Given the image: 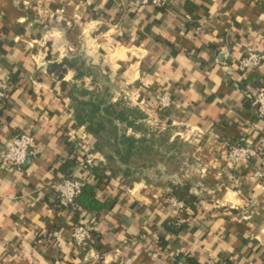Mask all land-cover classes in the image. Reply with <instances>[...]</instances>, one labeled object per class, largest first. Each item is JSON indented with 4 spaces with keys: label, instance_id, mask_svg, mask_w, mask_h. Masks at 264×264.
Masks as SVG:
<instances>
[{
    "label": "crops",
    "instance_id": "crops-1",
    "mask_svg": "<svg viewBox=\"0 0 264 264\" xmlns=\"http://www.w3.org/2000/svg\"><path fill=\"white\" fill-rule=\"evenodd\" d=\"M249 48L264 54V0H170L162 9L129 0H0V81L9 85L0 158L14 136H34L22 171L0 159V264H264V176L255 177L264 175V119L251 105L264 67L238 71ZM64 61L86 71L78 79L69 69L64 82L110 86V102L125 99L151 128L169 131V143L184 150L176 154L181 167L133 179L122 167L112 176L76 123L69 90L50 74ZM163 96L171 106L160 111ZM241 141L263 154L230 165L229 147ZM70 160L80 162L73 177L109 208L59 211L57 171ZM96 165L107 168L104 178L94 179ZM170 183L194 198V209L170 194ZM75 223L93 229L81 251L71 239Z\"/></svg>",
    "mask_w": 264,
    "mask_h": 264
},
{
    "label": "trees",
    "instance_id": "trees-1",
    "mask_svg": "<svg viewBox=\"0 0 264 264\" xmlns=\"http://www.w3.org/2000/svg\"><path fill=\"white\" fill-rule=\"evenodd\" d=\"M76 66V62L70 61H64L62 64L52 63L50 74L59 79L62 91L69 90L68 98L72 102L75 121L79 128H84L95 139V151L106 158L112 176H115L122 167H125L124 173L128 179H133V174L137 172L145 174L147 170L156 169L160 165L174 166L176 169L181 167V163L176 160V154H181L184 150L177 143H169V131L151 128L146 123L148 115L139 108L129 105L125 99L110 102L112 96L110 86L90 90L85 84L79 86L64 82L63 76L69 69H77L78 79L86 75L84 64ZM129 131L132 132L131 135H128ZM236 144L244 145L242 141ZM79 163L78 160H70L64 164L57 171L60 181L73 178ZM106 169L101 165L94 166L92 169L94 179L104 178L103 172ZM169 188L172 196L188 207L195 208L194 198L182 193L180 188L171 183ZM77 204L82 210L89 212H99L111 205L98 200L96 190L91 184H84ZM167 231L175 235L180 233L176 227L168 228ZM160 243L162 246L165 245L163 239Z\"/></svg>",
    "mask_w": 264,
    "mask_h": 264
},
{
    "label": "built area",
    "instance_id": "built-area-1",
    "mask_svg": "<svg viewBox=\"0 0 264 264\" xmlns=\"http://www.w3.org/2000/svg\"><path fill=\"white\" fill-rule=\"evenodd\" d=\"M134 8H142L151 6L154 8H165L170 0H129ZM187 20H191V16H186ZM264 67V54L249 48L246 54L237 63V69L241 73L248 74L260 71ZM9 85L6 81H0V112L4 106V102L8 98ZM252 108L260 119H264V89L254 93L252 97ZM171 106L169 96L161 97L157 102L158 110H165ZM34 148V136L31 134H19L13 137L6 144L1 154V166L12 170L22 171L26 166L32 149ZM263 152L260 148L236 144L229 147L228 162L230 165L249 164L262 156ZM262 172H257L255 177L261 179ZM84 182L77 178L63 179L57 184V205L60 212L69 216H78L83 210L77 204V198L81 195ZM173 205L183 211L185 205L173 200ZM71 239L76 250H84L93 242V229L81 223L73 224L71 231ZM97 260V256H93ZM207 264H218L216 260H210Z\"/></svg>",
    "mask_w": 264,
    "mask_h": 264
},
{
    "label": "rangeland",
    "instance_id": "rangeland-1",
    "mask_svg": "<svg viewBox=\"0 0 264 264\" xmlns=\"http://www.w3.org/2000/svg\"><path fill=\"white\" fill-rule=\"evenodd\" d=\"M154 129H156V128H154ZM171 167H174V166H171ZM149 175H150V172H146V175L145 176H149Z\"/></svg>",
    "mask_w": 264,
    "mask_h": 264
}]
</instances>
